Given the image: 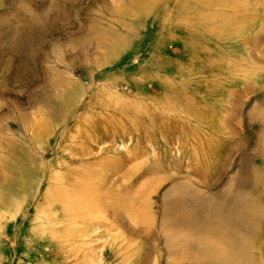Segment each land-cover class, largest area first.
Here are the masks:
<instances>
[{
    "label": "rangeland",
    "instance_id": "obj_1",
    "mask_svg": "<svg viewBox=\"0 0 264 264\" xmlns=\"http://www.w3.org/2000/svg\"><path fill=\"white\" fill-rule=\"evenodd\" d=\"M0 264H264V0H0Z\"/></svg>",
    "mask_w": 264,
    "mask_h": 264
},
{
    "label": "bare ground",
    "instance_id": "obj_2",
    "mask_svg": "<svg viewBox=\"0 0 264 264\" xmlns=\"http://www.w3.org/2000/svg\"><path fill=\"white\" fill-rule=\"evenodd\" d=\"M5 206V202L3 200V197H0V209H2Z\"/></svg>",
    "mask_w": 264,
    "mask_h": 264
}]
</instances>
